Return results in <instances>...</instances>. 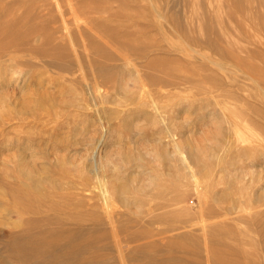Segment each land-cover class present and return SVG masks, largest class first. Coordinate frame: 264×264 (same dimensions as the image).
Masks as SVG:
<instances>
[{"label": "rangeland", "instance_id": "374dc122", "mask_svg": "<svg viewBox=\"0 0 264 264\" xmlns=\"http://www.w3.org/2000/svg\"><path fill=\"white\" fill-rule=\"evenodd\" d=\"M197 1L0 0V264H196L192 241L172 237L203 233L169 228L199 214V192L209 205L223 191L241 242L227 241L246 250L240 263L264 264V222L253 219L264 210L263 66L211 33V45L184 33L183 8ZM222 1L257 35L264 10L240 18L243 0ZM212 153L221 178L200 170L213 171Z\"/></svg>", "mask_w": 264, "mask_h": 264}, {"label": "bare ground", "instance_id": "6f19581e", "mask_svg": "<svg viewBox=\"0 0 264 264\" xmlns=\"http://www.w3.org/2000/svg\"><path fill=\"white\" fill-rule=\"evenodd\" d=\"M174 1H175V3H178L176 5L180 6L179 1L181 2L182 0H177L178 2L176 0H174ZM190 1L192 2V0H190ZM210 1L212 2V0H210ZM214 1H216V0H213V2ZM243 1L244 2H243V7L242 8H243L244 11H242L243 14H240V18L247 17L248 15H250L251 11L254 10V9L264 10V0H243ZM253 1L256 3V7H255V5L252 4ZM191 2H189V3H191ZM206 2H207L206 0H205V2H204V0L203 1L201 0L199 2L200 5H198V8L200 6L199 10H196L195 12H193L191 14H189V13L192 12L193 10H191V8L188 10V7H189L188 5L185 6L186 9L183 8L184 11H186V10L189 11V13L186 11L188 14L185 15V16H182L183 17L182 19L179 18L181 26L183 27L184 33L189 35V37H193L195 39V41L198 42V43H204L205 41H209L208 44H210V45H211V42H210L209 36H210V33H211L213 35V40L215 42L216 41L223 42L224 44H226V47H229L230 49H232L234 51V53L244 54L246 57L252 58L253 60H256L257 62L261 61L260 65L263 66V70H264V48L262 47L263 45L262 46L260 45V42H261L260 41L261 40L260 37L263 38V35H264V23L263 24L261 23V25L260 24L258 25L257 33H256L257 35H251V36L247 35L245 33L244 26L240 25L239 18L227 17L226 16L227 14L222 12V7H221V4L223 2L222 0H220V1L218 0V3H216L217 2L216 1L215 2L216 4L209 3V2L206 3ZM182 3H184V2H182ZM192 3L195 6V3L194 2H192ZM197 3H198V1H197ZM184 4H186V3H184ZM208 6L213 8V10H215V17L209 16V14L207 12V7ZM226 6H228V4ZM192 7H193V5H192ZM196 8H197V5H196ZM184 11H183V13H184ZM186 12L184 14H186ZM254 33H255V31H254ZM143 46H144V44H143ZM144 50H146V49L144 48ZM157 50H159V49H157ZM225 54H227V53H225ZM193 63H195V62H193ZM95 65H96V63H95ZM136 68H138V67H136ZM194 70L197 71L198 69L195 68ZM133 80L136 81L135 79H133ZM86 86H88V85H86ZM90 94H91V92H90ZM147 102L148 101H146V103ZM151 104L153 105V103H151ZM102 128L105 129V126H102ZM168 133H169V131H168ZM171 134H172V132H171ZM167 135H169V134H167ZM173 135L174 134H172V136ZM170 136L171 135H169V137ZM102 138H103V136H101L98 139V144L96 146H93L94 148L91 149V156L93 158V163H94V165H98V166L99 165L101 166V164H102V162L104 160L103 156H102V146H101ZM174 146L176 147V150L180 153V156H181V154L184 155V153H182V151L180 150V147H178L177 142L175 143ZM190 154H191V152H189V155ZM189 155H187V156H189ZM190 157L192 158L193 156L190 155ZM212 157L217 159L215 164H214L213 171L208 169L205 164H201L200 170L203 172L202 174L205 177H208L210 175V173H214L216 177L221 178L222 176H219V174L220 173L224 174L225 171H226V168L224 166L219 165L220 162H221V161H219L220 158H218L214 153H212ZM181 158H182L183 166H184V168L186 170V173L194 181V185L196 187L195 189H197L199 191H202L204 188L203 189H202V187L199 188L201 185H199L200 182H199V179L197 178V173H201V171H193V167L191 166V164H192L191 162L192 161L190 159H187L186 157H181ZM94 165H92L93 168H94ZM224 165H226V164H224ZM98 166H96V168H94V170H92V174L95 175V177H97V175H99L98 171H97L98 170ZM95 169H96V171H95ZM258 172H260V171H258ZM241 173L242 172L238 171L237 168H236L235 172H234V175H237V176L240 177ZM99 176L97 177L98 181H99V187H100L99 192H100V195L103 198V200L106 201L107 200V192H106V189L104 188L105 184L103 185L101 183V181H100L101 178ZM228 178L231 179V177L229 175L227 176V179ZM231 180H229V183H228V185L230 186L229 188H232L231 187L232 186V181ZM186 189L179 190L177 195L178 196L182 195L185 192ZM199 193H200L199 196H197L198 197V201H199V203H198V205H199L198 213L199 214H197V216L194 214L192 217L189 215L187 217V219L185 218L186 220L182 219V221L180 222V225L171 226L169 228V230L172 231V230H176V229H180V228H183V229L190 228L191 229V227L193 229L195 227L196 229H198L201 232V234L203 233L202 234L203 237L205 235L211 236L210 237V242H209L210 243V248H208V249H210V254L208 253V254L205 255L204 264H242V263L239 262L238 259H239V257H241V258L244 257V255L246 253V250L243 247H240L239 244H237V246L235 248H231V245L227 241L229 238H231L236 243H240L241 242L240 239H239L240 238L239 231L238 230L236 231V230L232 229V227H231L232 223L235 221L234 220L235 218H233V213L235 212L234 201L232 200L230 202V204L227 205V206H219L218 205V204H220L219 201H223L225 198H227V194L224 193V191H223V192H220V193H215L213 195V197H212V203H210L208 205V201L209 200H208L207 196L204 197L203 196L204 195L203 192H199ZM201 194H203V195H201ZM163 201H162V204H163ZM167 204H168V201H166V205ZM187 212H189V211H187ZM171 215L172 216L174 215V217H180V213H177V212L169 213L168 211L167 212L164 211L159 216V219H163L166 216L168 218L172 217ZM187 215L188 214H185L184 216H187ZM207 219L212 220V222L210 224L207 223L208 225L205 224V221ZM253 219L254 220H259L261 222L262 221L264 222V210H262V209L256 210V215L254 216ZM223 220H224V222H227L228 224L222 223ZM206 225L210 228V230L207 228L209 230V231L207 230L208 233H205L206 227H207ZM204 228H205V231H204ZM221 235H224L225 237L222 238V237H220ZM202 236L200 237V235H197V234L194 235L192 233H185V234H177V235H175V237H172V238L174 239V242H175V240H180V239H188L189 241H192L193 245H191V247L195 249V252L199 253L198 257L200 258L199 261L196 264H203L202 260H201L202 259L201 251L205 250L207 246L206 247H202V244H203V242H202L203 237ZM207 238H208V236H207ZM263 261H264V259H263Z\"/></svg>", "mask_w": 264, "mask_h": 264}]
</instances>
